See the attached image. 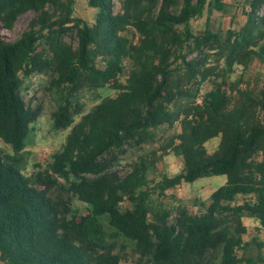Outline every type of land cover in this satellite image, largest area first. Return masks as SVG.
<instances>
[{
    "label": "trees",
    "instance_id": "obj_1",
    "mask_svg": "<svg viewBox=\"0 0 264 264\" xmlns=\"http://www.w3.org/2000/svg\"><path fill=\"white\" fill-rule=\"evenodd\" d=\"M87 2L97 9L91 23L73 17L75 0H0L5 28L34 13L19 38L0 36L4 144L21 150L40 115L21 94L22 75L49 76L55 131L73 124L87 94L115 91L71 128L36 176L24 172L22 157L0 151V261L119 264L125 257L116 237L123 236L151 264H264L263 243L257 233L245 240L242 221L254 218L264 229V81L231 78L236 68L245 71L264 57V0H246L244 23L225 30L213 28L210 18L226 9V0H119L117 8L112 0ZM204 14L205 28L195 34L191 21ZM70 31L76 45L65 40ZM190 44L194 55L187 58ZM176 123L180 130L171 140L149 149L160 128ZM214 138L218 144L209 152L206 143ZM175 148L181 170L149 179ZM129 149L143 152L119 175L115 167ZM216 175L226 181L198 214L185 206L173 213L161 200L183 182ZM50 177L76 193L86 212L38 192L35 185ZM240 195L248 198L233 204Z\"/></svg>",
    "mask_w": 264,
    "mask_h": 264
},
{
    "label": "rangeland",
    "instance_id": "obj_2",
    "mask_svg": "<svg viewBox=\"0 0 264 264\" xmlns=\"http://www.w3.org/2000/svg\"><path fill=\"white\" fill-rule=\"evenodd\" d=\"M115 8L119 6V0H112ZM227 7L222 12H213L210 18V25L213 28H221L223 30L233 27L239 28L245 21V12L248 11L246 0H226ZM97 9L90 6L87 0H75L73 5V17H80L91 23ZM259 14H264V3L259 8ZM34 16V13L27 12L18 17L13 27L8 29L0 24V36L6 41H13L27 30L28 23ZM206 15L195 18L191 21L192 30L195 34H199L205 28ZM65 40L73 45H76L77 39L74 31H70L65 35ZM191 44L187 45L184 52L187 58L194 55L192 53ZM129 69V61H125V69L120 76L121 81H124ZM242 73V76L240 74ZM232 79H250L256 78L261 84L264 81V57L256 58L249 68L242 71L239 68L231 75ZM23 84L21 94L31 107H38L40 115L32 124L31 130L26 138L24 147L19 151L12 150L8 145L0 140V151L22 157L24 159V172L28 175L36 176L42 172L51 160V155L65 141L67 134L71 128L78 125L84 117L89 113L90 109L97 104L101 98L105 96H114L115 91L110 88L100 89L96 93L87 94L85 97V108L83 112L76 116L73 124L66 130L55 131L52 128V113L55 110L56 97L53 89L49 88V76L46 74H32L23 76ZM180 130L178 123L173 128H160L157 140L149 147V149H158L161 144L171 140ZM219 138H214L206 143L209 152H212L217 146ZM140 149H129L124 155L121 162L115 167V172L123 175L129 169V165L136 157L142 153ZM182 158L179 149H169L157 162L156 168L148 172V178L155 181L162 175L172 176L177 174L182 168ZM226 181L225 175H216L210 177H202L193 182H183L177 187L166 191V196L161 197V200L167 207L172 208L174 213L178 206H185L194 214L202 212L205 206L210 201V194ZM65 184L55 177H50L48 183H37L35 188L38 192L44 193L53 200L66 201L71 210L76 211L79 215L86 212L85 204L80 202L78 196L74 192L67 193L64 189ZM153 199H156L157 194H154ZM248 196H237L233 204L241 203ZM129 204L124 202L122 208L128 207ZM243 223L248 227V232L245 234V240H249L256 233L258 241L263 243L264 250V229L260 228L259 222L250 217H243ZM104 228L107 232H112V228L107 221L103 220ZM117 250L121 251L125 259L119 264H151L148 259H140L137 255L133 242L123 236L116 237ZM259 251L256 245L251 246L250 253L254 256ZM0 264H5L0 261Z\"/></svg>",
    "mask_w": 264,
    "mask_h": 264
}]
</instances>
